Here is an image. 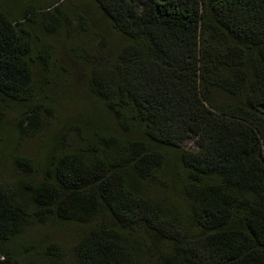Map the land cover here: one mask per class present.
I'll return each mask as SVG.
<instances>
[{"label": "trees", "instance_id": "obj_1", "mask_svg": "<svg viewBox=\"0 0 264 264\" xmlns=\"http://www.w3.org/2000/svg\"><path fill=\"white\" fill-rule=\"evenodd\" d=\"M93 1L119 45L103 47L87 86L129 136L90 129L85 148L50 147L37 179L0 183V264L25 225L46 220L84 224L72 246L79 264H140L144 245L152 264H264V0ZM59 4L31 2L14 17L0 4V119L44 63L30 55L25 23L41 13L57 26ZM26 111L22 128L37 126ZM190 137L195 148H182ZM15 163L36 176L33 158ZM158 172L186 212L146 192ZM45 238L35 246L59 264Z\"/></svg>", "mask_w": 264, "mask_h": 264}, {"label": "rangeland", "instance_id": "obj_2", "mask_svg": "<svg viewBox=\"0 0 264 264\" xmlns=\"http://www.w3.org/2000/svg\"><path fill=\"white\" fill-rule=\"evenodd\" d=\"M54 1L57 0H0V4L14 17L22 13L28 3L46 5ZM59 3L57 26L50 27L49 17L41 13L25 23L32 44L30 55L34 60L38 54L42 55L44 63L35 62L30 89L23 95L25 99L2 103L0 183L5 185L37 179L50 147L58 146L62 141L85 148L89 143L90 129L103 126L119 136H129V131L115 123L87 86L90 65L97 62L96 57L106 45L108 51H115L118 38L96 10L93 0H59ZM101 37L108 38L106 44L102 43ZM29 105L38 115V125L25 129L22 128L27 126L24 114L28 113ZM181 147L195 148L192 138L184 139ZM19 155L33 158L35 177L26 175L16 166L15 157ZM144 188L178 214L188 210L168 173H160L157 180H146ZM83 228L84 224L74 221L55 224L46 220L27 224L12 242L17 244L8 264H50L41 253L47 248L35 246L43 243L37 241L45 237L58 246L59 264H79L72 246L79 229ZM31 248H36L37 252L28 255L27 249ZM137 256L140 264L153 263L154 258L146 245L137 251Z\"/></svg>", "mask_w": 264, "mask_h": 264}]
</instances>
